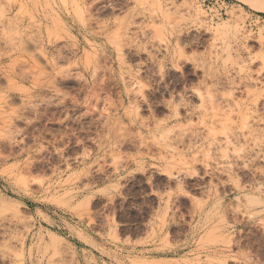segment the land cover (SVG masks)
<instances>
[{
    "label": "rangeland",
    "instance_id": "374dc122",
    "mask_svg": "<svg viewBox=\"0 0 264 264\" xmlns=\"http://www.w3.org/2000/svg\"><path fill=\"white\" fill-rule=\"evenodd\" d=\"M93 225L264 264L263 11L0 0V264H93Z\"/></svg>",
    "mask_w": 264,
    "mask_h": 264
},
{
    "label": "crops",
    "instance_id": "0c3cea01",
    "mask_svg": "<svg viewBox=\"0 0 264 264\" xmlns=\"http://www.w3.org/2000/svg\"><path fill=\"white\" fill-rule=\"evenodd\" d=\"M156 200L157 205L158 199ZM155 213L157 216L161 214V217L164 211L155 209ZM101 228L96 230V225L92 227L93 264H135L134 257L139 256L140 253L145 258V261L140 264H148L152 261L163 260L167 255L165 253L169 252L162 243L166 239V233L160 229L159 225L152 229L148 228L142 236L122 233V228H119V231H110L107 225ZM115 233L118 241L111 237V234Z\"/></svg>",
    "mask_w": 264,
    "mask_h": 264
},
{
    "label": "bare ground",
    "instance_id": "6f19581e",
    "mask_svg": "<svg viewBox=\"0 0 264 264\" xmlns=\"http://www.w3.org/2000/svg\"><path fill=\"white\" fill-rule=\"evenodd\" d=\"M238 1L249 5L251 8H254L256 10H261L264 12V0H238ZM168 17L169 16L167 15L165 19L168 20ZM164 21H166V20H164ZM222 26L224 27L225 25H222ZM220 28L222 29L221 26H220ZM225 28H226V26H225Z\"/></svg>",
    "mask_w": 264,
    "mask_h": 264
}]
</instances>
